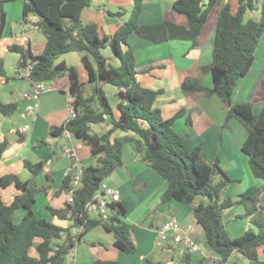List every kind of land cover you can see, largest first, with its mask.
Listing matches in <instances>:
<instances>
[{
  "label": "trees",
  "instance_id": "1",
  "mask_svg": "<svg viewBox=\"0 0 264 264\" xmlns=\"http://www.w3.org/2000/svg\"><path fill=\"white\" fill-rule=\"evenodd\" d=\"M5 0H0V37L5 25ZM92 0H24V17H37L36 26L46 43L40 54H33L29 44L11 45L10 51L17 54L18 68L31 64L28 77L30 83L51 81L63 75L69 79L68 95L75 116L59 126H53L48 136L58 137L64 131L72 133L89 149L92 163L81 167L80 184L72 183V172L66 173L56 193L71 194L62 207L45 206L50 218L39 216L34 210L35 195L39 191L51 197L47 190L53 187V174L44 171L46 161L53 156L49 152L42 160L32 162L23 159V165L31 177L21 180L8 173L0 176V187L13 184L19 192L7 204L0 195V264H66L68 254L81 236L90 228L101 225L114 236V245L125 253L136 251L132 239L131 225L125 221L126 209L119 202L108 204L106 217L90 215L86 204L102 180L116 167L123 164L125 146L132 144L138 159L156 170L166 182L161 195L162 201L175 200L191 205V211L202 232V241L207 248L225 263L230 254L239 252L250 264H264V196L255 185L232 196L221 197L226 186L235 181L219 166L217 158L207 163L201 156L200 145L188 147V137L174 130L178 117L185 115L181 106L171 117L163 118L154 102L163 88L152 89L140 85L136 74L149 72L151 66L136 67L133 49L128 36L161 43L170 39L190 41V47L197 45L196 38L203 24L216 13L210 62L200 70L210 72L212 87H204L194 77H184L180 89L185 95L203 93L216 95L226 108L222 127L230 119L239 121L246 130L241 151L247 157L252 175L264 182V80L262 87L250 101L232 103L231 97L236 82L250 69L255 49L264 32V0H236L232 8L225 0H174L172 9L186 15V24L163 20L153 24L138 23L142 0H132L130 16L111 35H100L94 22H83L82 10ZM261 4V16L255 20L247 16L248 11ZM106 13L122 16V11ZM108 47L116 65H113L101 49ZM68 52L80 54V61L86 71V80L80 79L77 68L64 61L60 55ZM0 76H6L0 60ZM103 84L118 88L116 117L113 108L102 89ZM263 106L253 112L255 102ZM17 109V103H1L0 114L9 117ZM108 120L110 127L102 133L91 129V124ZM185 122L191 124L189 115ZM115 131L122 135L113 136ZM45 137H39L34 147L46 145ZM7 146V140L0 142V157ZM44 173L47 184L37 185L35 177ZM244 205L245 211L238 218L250 217L255 228L248 227L243 233L231 237L223 220L224 212L235 205ZM21 209L22 217L16 221L14 212ZM65 221V225L51 219ZM77 229L72 233V229ZM187 260V256H184ZM112 260L95 259L91 264H115ZM144 264H162L145 259Z\"/></svg>",
  "mask_w": 264,
  "mask_h": 264
},
{
  "label": "crops",
  "instance_id": "2",
  "mask_svg": "<svg viewBox=\"0 0 264 264\" xmlns=\"http://www.w3.org/2000/svg\"><path fill=\"white\" fill-rule=\"evenodd\" d=\"M23 1L5 0L3 4L5 25L0 37V60L6 76H0V102H15L17 109L9 117L0 114V142L3 139L7 140L6 149L0 157V176L12 173L21 180L29 179L31 174L24 167L23 159L37 162L53 151V156L47 159L44 170L52 172L53 187L47 190L51 198L49 200L47 196L45 198L52 207H62L68 200L69 194L56 193V191L72 161L68 155L63 154V148L67 147L75 152L76 168L88 165L93 160L88 147L80 140L63 134L58 137L48 136L50 128L61 125L69 118V79L66 75L46 81V90L38 98L35 110L31 113L25 110L26 103L22 99V94L30 90L32 84L28 79L17 76V54L10 51L9 46L29 44L32 53L37 55L43 51L46 38L35 24L36 16H23ZM173 1L142 0L138 22L153 24L168 20L180 25L186 24V15L172 9ZM131 3L132 0H92L91 5L82 10L81 18L85 23H96L100 35H111L130 16ZM107 10L122 11L123 15L111 16L106 13ZM215 19L216 13L203 24L196 38L197 45L194 47H190L188 40L170 39L161 43H153L133 33L130 34L128 44L133 49L136 67L151 66L149 72L136 74V79L140 85L152 89L163 88V93L158 95L154 102L160 108L163 118L171 117L181 106L186 108L185 115L190 116L191 124L185 122L184 115L175 120L173 128L179 134L187 135L189 148L200 145L201 156L207 163L211 164L217 158L221 169L235 180L226 186L221 195L222 198L237 195L252 185L259 187L260 195L264 196L263 180L252 175L247 157L240 149L246 135L242 124L236 119H230L226 126H221L226 108L216 95L205 96L203 93L185 95L180 89V83L184 77L199 75V72H202L200 67L210 62ZM263 35L264 32L260 38ZM254 54L250 69L234 86L232 103L250 101L263 85L264 41L257 44ZM106 57L113 65H116L117 61L112 55ZM58 61L74 65L80 79L86 80V71L80 61L79 53H64L60 55ZM201 82L207 88L212 87L209 72L202 76ZM101 87L117 117L119 115L116 107L118 88L110 84H103ZM262 106L261 100L255 102L253 112L258 113ZM178 123L179 128H177ZM109 127L110 123L107 119L104 122L91 124V129L96 133H102ZM122 134L123 132L115 131L113 136ZM39 137H45L47 144L34 147L33 144ZM122 159L123 164L112 172L121 177L120 183L110 180L111 174L104 180L120 192L118 202L126 209L124 219L131 225L130 233L136 245V251L125 253L118 249L114 245L113 234L98 225L81 236L80 241L68 254L66 264H91L95 259L112 260L116 262L115 264H144L145 259L162 264H174V255L170 253L176 244L171 245L172 242L166 243L158 240L159 229L170 218H176L192 237L202 240V232L192 214L191 206L175 200L162 201L160 199L166 189V182L156 170L138 159L131 143L125 146ZM74 168L72 167L71 170L73 171ZM34 180L39 186L47 184L44 173L36 176ZM18 192L19 190L13 184L4 188L0 187V195L7 204ZM47 203H44V206ZM21 212L17 220L14 218L16 221L22 217L23 211ZM39 213L42 217L47 214L44 218L48 219L49 214L46 208H40ZM226 213H224L223 220L231 237L241 235L248 227L255 228L250 222V217L238 218L237 210L235 213L234 211ZM51 220L61 225L66 224L65 221L56 218ZM71 231L76 233L77 229L73 228ZM157 247L169 254L168 258H171L169 262L168 259L160 258ZM176 249L180 264H203L205 262L208 264L209 259L201 251L181 253L177 245ZM184 256L188 257L187 260Z\"/></svg>",
  "mask_w": 264,
  "mask_h": 264
},
{
  "label": "built area",
  "instance_id": "3",
  "mask_svg": "<svg viewBox=\"0 0 264 264\" xmlns=\"http://www.w3.org/2000/svg\"><path fill=\"white\" fill-rule=\"evenodd\" d=\"M31 72V64L25 67H20L17 70V76L28 79ZM31 89L23 92L22 99L25 101V110L31 113L35 110L40 95L46 90L45 81H36L31 83ZM71 101V98H70ZM75 116V111L70 106L69 118ZM68 118V119H69ZM67 137H73L72 133L64 131L62 133ZM63 154L68 155L71 158L70 168L67 173L72 172V183L74 186L80 184V178L82 175V169L76 168V155L72 149L67 147L63 148ZM75 167L72 171L71 168ZM71 194L68 196L70 200ZM120 200L119 191L102 180L99 184L98 189L93 195L92 202L86 204L87 211L90 215H98L106 217L108 214V204L112 202H118ZM158 236L163 242H172L178 246L181 253L185 252H198L201 251L199 245L194 237L187 232L183 226L180 225L176 218H170L167 220L158 231ZM203 255L209 259L208 264H224L219 261V258L214 257L213 253L208 250L203 252Z\"/></svg>",
  "mask_w": 264,
  "mask_h": 264
},
{
  "label": "rangeland",
  "instance_id": "4",
  "mask_svg": "<svg viewBox=\"0 0 264 264\" xmlns=\"http://www.w3.org/2000/svg\"><path fill=\"white\" fill-rule=\"evenodd\" d=\"M230 2H231V4H232V8H234L235 7V5H236V0H229ZM130 9H131V6H130ZM131 11V10H130ZM128 12V11H127ZM247 16L248 17H251V18H253V19H255V20H259L260 19V16H261V4L258 2V4H257V8L256 9H254V10H251V11H248V13H247ZM139 23V22H138ZM264 41V35H263V37H261L260 38V41L258 42V44L260 43V42H263ZM69 53V52H68ZM101 53L104 55V56H111L112 55V52H111V50L109 49V48H103V49H101ZM71 61V60H70ZM68 63H70L69 61H68ZM68 65H70V64H68ZM207 72H209V71H207V70H205V73H207ZM200 74L199 75H195L194 76V78L195 79H197V80H199L200 82H201V79H202V76H204V72H199ZM210 73V72H209ZM202 83V82H201ZM204 87H206V86H204ZM206 96V95H205ZM226 114V113H225ZM177 128H179V123H178V126H177ZM59 143H61L60 141H59ZM116 174V173H115ZM111 179L110 180H115V181H117L118 183H120V181H121V177L119 176V175H114L113 173H111ZM242 179V178H241ZM238 186V185H237ZM120 193V192H119ZM224 193V190H223V192L221 193V195ZM38 195V196H37ZM37 195H35V203H34V209H35V211H36V213L38 214V215H41V213H39V209L41 208V209H45V204L44 203H47V200H46V198H45V193L44 192H38V194ZM238 195V194H237ZM41 197V198H40ZM232 197H234V198H236V194H234ZM47 204H49V203H47ZM44 206V207H43ZM191 206V205H190ZM236 210H237V215L238 214H242V212L243 211H245V208H244V205H242V204H240V205H235L234 207H232V208H230V209H228V210H226L224 213H226V214H228V213H230V211H234V213L236 212ZM22 210L21 209H19V210H16L15 212H14V218L17 220L19 217H20V215H21V212ZM47 216V214L44 216V217H46ZM48 219H49V216H48ZM240 219H246V218H240ZM157 222V221H156ZM91 229V228H90ZM196 239V238H195ZM158 240H160V238L158 237ZM198 240V241H197ZM161 241V240H160ZM196 241H197V243H198V245H199V248H200V250H201V252H207L208 251V248H207V246L205 245V243L201 240V239H196ZM163 242V241H162ZM162 245H164V244H162ZM171 245H174L173 243H171ZM174 249L171 251V253H170V255H174V264H180V257H179V255H177L178 253V251H177V249H176V245H174ZM158 248V254H159V256H160V258H162V259H168V262L171 260V258H168L169 256V254L168 253H165L162 249H160V247H157ZM213 255H214V257L216 256V257H218L217 255H215L214 253H213ZM203 264H206V262L205 263H203ZM225 264H250L249 263V261L245 258V257H243L239 252H237V251H234V252H232L231 254H230V256L228 257V259L225 261Z\"/></svg>",
  "mask_w": 264,
  "mask_h": 264
}]
</instances>
